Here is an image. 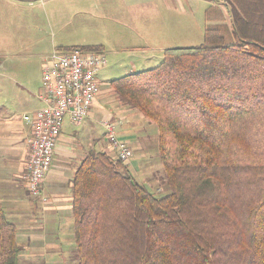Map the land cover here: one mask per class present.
I'll use <instances>...</instances> for the list:
<instances>
[{
	"label": "trees",
	"instance_id": "16d2710c",
	"mask_svg": "<svg viewBox=\"0 0 264 264\" xmlns=\"http://www.w3.org/2000/svg\"><path fill=\"white\" fill-rule=\"evenodd\" d=\"M228 14L200 46L111 82L157 126L170 192L90 151L72 182L76 264H264V0H231ZM23 249L0 201V264H24Z\"/></svg>",
	"mask_w": 264,
	"mask_h": 264
},
{
	"label": "rangeland",
	"instance_id": "374dc122",
	"mask_svg": "<svg viewBox=\"0 0 264 264\" xmlns=\"http://www.w3.org/2000/svg\"><path fill=\"white\" fill-rule=\"evenodd\" d=\"M230 2L222 0L223 12L228 11ZM208 7L200 3V7H192L194 12L190 10L191 13L181 15L175 12L177 6H168L162 0H58L34 7L27 3L17 7L0 4V106H14L18 92H15V84L40 85L44 57L57 47L99 44L104 45L107 59V66L98 75L103 93L124 104L113 90V80L157 67L162 62L163 51L168 48L200 46L204 42L206 24L216 23H209L213 16L230 24L219 9ZM209 10L211 19L206 15ZM134 110L131 117L134 116V123L141 131L138 138L142 139V145L133 144L131 134L125 130L128 124L117 127V131L123 130L119 139L130 143L134 150L129 160L133 175L149 191L164 196L170 190L164 185L165 174L158 155L159 130L139 110ZM111 113L110 107L99 112V130L105 131L103 122L110 120L114 115ZM56 236L59 238L51 235L40 250L45 252L51 248L54 243L50 240L56 242L57 247L44 256L27 257L24 264H76L72 229L65 227L56 232Z\"/></svg>",
	"mask_w": 264,
	"mask_h": 264
},
{
	"label": "crops",
	"instance_id": "0c3cea01",
	"mask_svg": "<svg viewBox=\"0 0 264 264\" xmlns=\"http://www.w3.org/2000/svg\"><path fill=\"white\" fill-rule=\"evenodd\" d=\"M56 1L58 0H0V4L6 3L17 7L27 3L30 7H34L36 5L45 6ZM162 1L168 6H177L176 10L178 11L175 12L181 15H185L186 12H194L193 6L194 8L200 7V3H205L212 10L219 9L221 14L223 13L224 17L229 19L228 11L225 13L222 10V0ZM175 3L178 5H171ZM90 46H102V52L105 54L104 45ZM75 47L86 46L57 47V49ZM50 55L51 53L44 57L42 76L47 57ZM14 88L15 92L18 90L15 93L14 106H0V201L7 212L8 218L17 227L18 240L24 247L21 258L26 263L27 257L44 256L50 253L49 250L58 246L56 242L50 240L54 243L51 244V248H47L45 252L40 250L47 241L49 242L51 235L57 239L60 235L57 237L56 232L65 227L72 229V182L78 167L89 152L97 150L112 153L113 151L107 140L106 130L104 132L99 130L101 127L100 121L97 119L99 112H103L104 107L111 108V112H113L111 114L114 115L110 116V120H113L114 116L116 117L113 120L115 123L111 122L115 124L119 138L123 130L118 129L117 131V127L128 124L129 128H125V130L128 131L129 135L131 134L133 144L142 145V139L138 138L141 131L134 123V116L131 117V113L135 110L107 97L108 95L103 93V86L100 82L97 99L89 115L79 125L82 127L76 129L77 126L72 125L68 118L65 119L61 135L55 147L52 166L42 184V196L33 197L30 195L27 182L24 179L29 152L27 141L32 134V127L23 119V116L37 112L44 107V103L39 98L42 79L38 86L26 83L25 87L15 84ZM16 108L17 111H15ZM129 162L127 164L130 170Z\"/></svg>",
	"mask_w": 264,
	"mask_h": 264
},
{
	"label": "built area",
	"instance_id": "2783aa9c",
	"mask_svg": "<svg viewBox=\"0 0 264 264\" xmlns=\"http://www.w3.org/2000/svg\"><path fill=\"white\" fill-rule=\"evenodd\" d=\"M106 66L103 52L78 47L55 49L47 57L39 94L44 107L23 116L32 127L24 175L31 196H42V184L52 166L65 119L79 126L89 115L100 90L99 72ZM104 127L114 154L127 163L133 157V150L119 139L111 120L104 122Z\"/></svg>",
	"mask_w": 264,
	"mask_h": 264
}]
</instances>
